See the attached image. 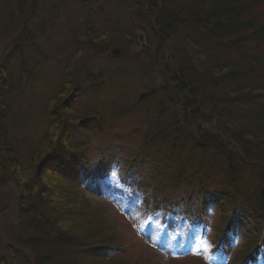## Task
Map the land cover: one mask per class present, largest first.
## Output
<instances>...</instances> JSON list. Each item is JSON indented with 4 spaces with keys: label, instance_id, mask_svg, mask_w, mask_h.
<instances>
[{
    "label": "trees",
    "instance_id": "obj_1",
    "mask_svg": "<svg viewBox=\"0 0 264 264\" xmlns=\"http://www.w3.org/2000/svg\"><path fill=\"white\" fill-rule=\"evenodd\" d=\"M44 1L0 0V6L12 5L26 17L34 13L29 7ZM49 1L55 18L40 21L22 41L15 36L10 55L0 47V214H9L1 224L0 264H109L121 258L115 227L108 238L111 224L103 219L106 231L100 230L53 188L55 178L64 179L83 198L82 175L107 177L113 165L124 184L139 189L151 213L181 214L209 227L205 216L215 206L211 251L223 249L230 264L258 256L264 264V0ZM40 41L47 42L44 49ZM23 42L35 54H25ZM111 47L126 59L121 66L123 59L104 54ZM98 50L113 66L72 80L100 56ZM101 74L112 84L132 74L150 84L144 93L152 103L144 111L158 128L148 131L146 123L139 144L124 149L127 172L111 148L89 146L104 136L102 106L89 101L83 113L76 104L78 92L93 94ZM179 88L181 97L173 98ZM173 101L183 108L179 113ZM83 117L96 119L79 124ZM29 126L32 132L41 126L36 138L23 131ZM160 142L166 151L157 150ZM175 152L172 163L167 158ZM47 154L37 176L36 165ZM147 178L152 181L143 183ZM9 184L13 192L5 200L2 189ZM236 214L250 218L253 232L233 252L229 217Z\"/></svg>",
    "mask_w": 264,
    "mask_h": 264
},
{
    "label": "rangeland",
    "instance_id": "obj_2",
    "mask_svg": "<svg viewBox=\"0 0 264 264\" xmlns=\"http://www.w3.org/2000/svg\"><path fill=\"white\" fill-rule=\"evenodd\" d=\"M94 28H96V24H94ZM141 38L144 40L143 37ZM40 43L43 47L46 46V44L43 45V42L40 41ZM4 44L5 41H1L0 47H4ZM114 48H109L104 54L109 56L110 51ZM104 54L98 57L95 54L93 61L88 68L85 71L80 72L81 75H75L72 80H79V78L84 77L87 72H90V77L97 75L91 71L95 67L97 72L100 70L104 73L105 67L113 66L109 57L107 59ZM114 58L119 60L123 59V62L119 66L126 62L125 58L112 57V59ZM115 62H117V60ZM131 69H134V67ZM46 71L51 73L50 68H47ZM46 71L43 70L44 79H49ZM116 77H119V75ZM78 82L81 81L79 80ZM96 82L97 87L90 97L85 96L89 93L87 90L80 91L76 95V101L78 102L76 104L81 106L80 108L83 113L88 112L83 105L89 101L91 104L90 107L95 105L97 109L102 106V110L99 111H101L100 121L103 123L102 127L104 128L102 131L104 136L101 138L103 141L99 143L100 141L98 140L100 137L97 136L95 137L96 141H92L89 146L96 149L101 146L111 148L113 150L112 152L116 153V157L123 168V172H127L131 168L129 169L126 164L124 165L121 163L128 156V152L124 149L129 147L132 149L137 146L139 144V137L137 136L138 131L141 129V132L144 133V130H142L144 125L146 123L150 124V122L156 120V118L152 116L149 121H146L147 118H149L150 113L144 111L145 105L152 103V99L144 93L145 88L150 84H142V81L133 74L126 79H124V77L120 78V80L116 81L114 84H112L108 78L105 79L104 74H101L100 78L97 76ZM160 83H163L165 88L168 85L166 82H157L156 84L159 85ZM118 86H120V89ZM157 94H161V91H158ZM181 94L182 92L179 88L176 89L174 94H172V97L179 99ZM140 101H142V103ZM173 104L178 113L183 109L182 107H176L179 105H177L175 101H173ZM141 111L146 113V115H143ZM35 113L37 115L39 112L36 111ZM157 118L160 119L161 116L157 115ZM37 122L41 123V119L38 118ZM154 125L158 128V124ZM40 128L41 126H39L35 132H32L33 127L29 126L28 128L24 127L23 131H25L27 135L36 138L40 133ZM154 130L155 129L153 128L152 132H154ZM130 135H132V137H130ZM167 148L168 146L166 144L161 143L158 145L157 150L166 151ZM94 154L95 150H92L93 157L95 156ZM167 159L170 162L175 163L177 159L176 152L168 156ZM114 167L116 168V171H112L109 178L106 180L90 176L81 181L80 188H82V191L85 194L82 193L83 198L80 199H78L79 193L70 188L64 179L59 181L55 178L53 180V188L58 189V197L72 198L76 203H72V205L79 208L89 221H95L100 230L102 229L103 231H106V229H104L105 225L103 219L113 225H108L109 233L107 232L108 230L106 231L107 237L109 236L108 238L111 237L109 234H113V232L110 231L111 229H114L115 227V230L118 231L119 244L124 247V253L122 254V259L112 258L109 264H122L124 261L127 262V260L136 264H144V262L147 264H202L200 258L201 252L205 255L204 259L208 264H228L225 262L227 258L226 255L221 252L216 253L209 251V246L211 247L210 235L209 240L195 238L199 235V232L202 229L201 226H191L184 221L182 215L177 218L148 216L145 212L144 205L139 201V193L135 190H127L120 185L122 178L117 175L119 167ZM153 171L155 173H163V171L159 170L156 165L153 166ZM146 174H149V172H146ZM43 179L46 182L48 181V177L46 176L43 177ZM151 181L152 179L147 178L144 179L143 183ZM2 190L4 191L3 199L7 200L9 195L13 192V187L9 184ZM66 192L68 193L66 194ZM68 203L70 204V202ZM212 210L213 208L208 215L209 220L212 218ZM217 210L218 209L216 208L213 219H215V216L217 215ZM5 215L9 220V214L7 212L3 215L2 213L0 214V244L4 242V231L1 228V224L5 221ZM214 222L215 220L213 221V225ZM234 224L236 228V237L250 228L249 222L241 218H235ZM236 237L234 238L235 240H237ZM193 244L196 245L194 250L190 249ZM261 263L262 262L260 261L257 262V264Z\"/></svg>",
    "mask_w": 264,
    "mask_h": 264
},
{
    "label": "bare ground",
    "instance_id": "obj_3",
    "mask_svg": "<svg viewBox=\"0 0 264 264\" xmlns=\"http://www.w3.org/2000/svg\"><path fill=\"white\" fill-rule=\"evenodd\" d=\"M51 6L52 3L49 0L39 2L35 5V9H33V7L28 8L29 12L34 11V13L26 17H19L20 15L17 9L12 5L4 3L0 6V38L2 41H5V53L7 55L12 53L11 46L16 43L14 40L15 36L21 37L22 41L26 36V31L30 28L35 27L42 20H51L56 17H52ZM64 10L65 9H63V11ZM46 43L47 42H43V45ZM42 48L44 49L43 46ZM23 50L25 54H35L34 48L29 47L28 44H25V49ZM98 51L101 52L99 54L102 55L103 52L101 50ZM153 128L156 129L157 127L154 124H150L148 131H152Z\"/></svg>",
    "mask_w": 264,
    "mask_h": 264
},
{
    "label": "water",
    "instance_id": "obj_4",
    "mask_svg": "<svg viewBox=\"0 0 264 264\" xmlns=\"http://www.w3.org/2000/svg\"><path fill=\"white\" fill-rule=\"evenodd\" d=\"M140 39H141V37H140ZM111 53H112L113 55H117V54L119 53V51H118L117 49H113V50H111ZM91 119H93V118H91V117L83 118V119H80L79 123L83 124V123H85V122H87V121H89V120H91ZM50 156H51V154H47V155H45V156L42 157V158L40 159V161L37 163V166H36V174H37L38 176H39L40 173H41V170H42V168H43V165L45 164V162L48 160V158H49Z\"/></svg>",
    "mask_w": 264,
    "mask_h": 264
}]
</instances>
